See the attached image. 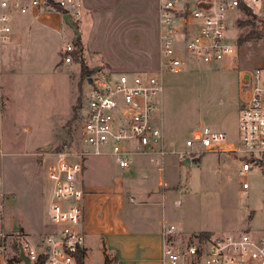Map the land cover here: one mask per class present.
<instances>
[{"label": "rangeland", "instance_id": "374dc122", "mask_svg": "<svg viewBox=\"0 0 264 264\" xmlns=\"http://www.w3.org/2000/svg\"><path fill=\"white\" fill-rule=\"evenodd\" d=\"M250 10L251 14L240 7L228 14V21H233L228 26V40L235 39L237 45L240 34L253 36L241 49L237 45L233 55L216 64H205L196 62L185 51L186 55L189 54L187 67L176 73H163L160 114L170 149L164 158V172L159 173L151 166L147 155H134L132 166L124 169V178L134 186L150 191L154 187L149 185L156 183L161 188L155 198L163 201L166 222L180 227L182 235H176L178 243L189 242L198 235L237 236L262 227L261 171L255 168L240 176L241 161L232 151L241 146L238 109L242 78H237L238 71L247 73L259 69L264 86V0H259ZM68 13L79 18L73 9H68ZM191 17L189 15L188 19ZM174 21L177 25L183 23L179 16H175ZM255 31L258 36L252 33ZM63 58L56 55L55 64L49 68L48 57H45L40 69L30 72L25 70L23 57L17 58L16 68L19 67L20 71L15 72L11 82L7 81L8 95L11 96L6 103L4 99L0 108L4 230L36 246L50 226L47 215L50 191L47 165L53 158L50 153L66 144L80 147L78 133L85 112L86 77L92 71L93 79L104 72L103 69L95 70L93 65L98 62L89 61L88 71L80 78L81 66L73 60L66 63ZM204 126L222 130L226 135L225 143L231 149H208L198 140L193 141L191 148L186 146V140L193 139L194 130H201ZM189 150L193 153L188 156L190 164L187 167L182 156L186 157L185 152ZM98 158L109 159L115 168H119L108 156L87 157L88 167L100 160ZM142 165L148 167L141 171L137 169ZM244 180L249 184L246 190L241 186ZM164 186L173 188L164 190ZM130 193L135 199L132 205L134 216H149L153 208L139 203L140 198L134 192ZM175 200L180 201L178 206L174 204ZM161 208L159 206V210ZM13 221L19 227L17 232L12 231ZM159 255L160 249L150 251L144 257L149 259L145 264H160L157 261ZM132 258L135 263L144 264L140 262L139 248L134 250ZM92 264H100V260L95 258Z\"/></svg>", "mask_w": 264, "mask_h": 264}, {"label": "built area", "instance_id": "2783aa9c", "mask_svg": "<svg viewBox=\"0 0 264 264\" xmlns=\"http://www.w3.org/2000/svg\"><path fill=\"white\" fill-rule=\"evenodd\" d=\"M50 1L62 8L65 14H69L68 9H73L76 17L81 15L80 0ZM258 1L157 0L159 67L153 73L101 72L94 79L90 77L83 94L85 112L78 133L80 147L66 144L50 153L53 157L47 165L50 226L39 245H32L28 240L4 230L5 192L0 183V264H24L19 257V245L30 264H34L39 255L44 256L43 264H83L78 260V254H82L84 246L80 225L84 218L83 172L86 158L109 155L119 168L129 169L134 155H147L151 166L163 173L164 158L170 151L162 126L158 124L161 122L163 73L185 69L189 54L196 62L205 64H216L233 55L237 45L235 39H227L228 26L233 22L228 21V14L240 7L252 9ZM45 2L0 0V40L8 39L13 15L25 14L41 5L50 6ZM189 15L191 19H188ZM175 16L182 18L183 23L177 25ZM73 49L72 43L64 44L65 62L72 60L69 53ZM185 51L189 54L186 55ZM239 91L241 146L232 151L241 161L240 176L255 168L261 171L262 227L237 236L198 235L189 242L178 243L176 226L163 222L160 264H264V86L259 69L246 73ZM2 103L0 98V108ZM196 135L197 139L186 140V146L191 148L194 140L208 149L226 144L223 131L207 126L199 129ZM192 153V150L185 152L187 156ZM241 186L245 190L249 188L246 180ZM179 202L175 200L174 204L178 206Z\"/></svg>", "mask_w": 264, "mask_h": 264}, {"label": "crops", "instance_id": "0c3cea01", "mask_svg": "<svg viewBox=\"0 0 264 264\" xmlns=\"http://www.w3.org/2000/svg\"><path fill=\"white\" fill-rule=\"evenodd\" d=\"M80 3V17H71L77 22L78 40L86 65L89 61L98 62L93 65L96 70L117 73H153L158 69L157 0H80ZM64 14L54 6L41 5L25 14L12 16L9 37L0 40V98L3 104L4 99L6 103L11 96L6 83L11 82L19 70L17 58L23 57L26 72L39 70L45 57H48V67L52 68L56 55L64 56V44L75 45V33ZM245 75L246 72L238 71L237 78H245ZM159 123L165 134L163 124ZM199 129L194 130L193 137ZM98 159L90 167L86 161L84 164V218L80 225L85 237L83 264H92L95 258L100 264H137L132 258L137 248L142 254L140 262L145 264L149 260L145 255L155 249L161 252L162 248L160 230L167 217L163 201L155 198L161 188L156 183L149 185L154 187L150 191L138 188L124 178V169L115 168L109 159ZM147 167L142 165L137 169L141 171ZM164 187V190L173 188ZM130 192L140 198L139 203L153 208L149 216H134L135 199ZM175 226L176 235L181 236L180 227Z\"/></svg>", "mask_w": 264, "mask_h": 264}, {"label": "trees", "instance_id": "16d2710c", "mask_svg": "<svg viewBox=\"0 0 264 264\" xmlns=\"http://www.w3.org/2000/svg\"><path fill=\"white\" fill-rule=\"evenodd\" d=\"M47 5H50V6H54L60 13H66L62 8L56 6L53 4L52 1L50 0H46L45 2ZM247 12L249 14H251V10L250 9H247ZM254 33L255 35L254 36H258V32L255 31V32H252ZM250 34V33H249ZM253 36H247V35H242L240 34L238 37H237V45L238 47H240L241 45H243L245 42L249 41L250 38H252ZM70 55H71V58L73 59L74 62H77L80 64V68H81V77L85 74V72L88 71V68H87V65L84 61V57H83V54H82V46H81V42L78 40L77 43L74 45V49L70 52ZM92 69H89V72H91ZM93 72V71H92ZM91 73H88L89 75L86 77V84H88V79L91 77ZM252 217V213H250V216L249 218ZM205 236V235H203ZM78 260H82V254L81 252L78 254ZM44 262V256L43 255H39L37 261L34 263V264H43Z\"/></svg>", "mask_w": 264, "mask_h": 264}, {"label": "water", "instance_id": "95a60500", "mask_svg": "<svg viewBox=\"0 0 264 264\" xmlns=\"http://www.w3.org/2000/svg\"><path fill=\"white\" fill-rule=\"evenodd\" d=\"M182 15H184V14H182ZM64 19L67 22V24L72 28L73 32L75 33L74 44H76L77 41H78V36H79V32H78L77 27H76L77 22L69 14H64ZM88 81L89 82L91 81L90 78H89ZM227 148L228 147H227L226 144H220V145L213 146L212 149L213 150H220V149H227ZM189 162H190V159L188 158V156H186L185 158H183V164H185V166L188 167ZM18 230H19L18 225L16 224L15 221H13L12 222V231L13 232H17ZM19 257H20V259L23 260L24 264H30L28 257L24 255L23 250H22V248H21L20 245H19Z\"/></svg>", "mask_w": 264, "mask_h": 264}]
</instances>
